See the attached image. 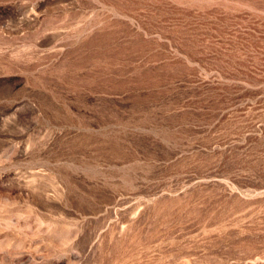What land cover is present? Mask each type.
<instances>
[{
	"label": "rangeland",
	"instance_id": "1",
	"mask_svg": "<svg viewBox=\"0 0 264 264\" xmlns=\"http://www.w3.org/2000/svg\"><path fill=\"white\" fill-rule=\"evenodd\" d=\"M0 264H264V0H0Z\"/></svg>",
	"mask_w": 264,
	"mask_h": 264
}]
</instances>
